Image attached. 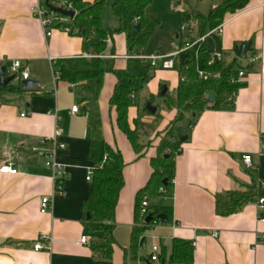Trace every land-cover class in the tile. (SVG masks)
Wrapping results in <instances>:
<instances>
[{"label": "crops", "instance_id": "obj_1", "mask_svg": "<svg viewBox=\"0 0 264 264\" xmlns=\"http://www.w3.org/2000/svg\"><path fill=\"white\" fill-rule=\"evenodd\" d=\"M82 1L92 4L95 0ZM110 1L113 4L115 0ZM222 2L152 0L144 17L150 20L169 15L183 23L180 15L185 14L187 18L192 13L206 15ZM35 4L36 0H0V68H5L4 77H9L10 63L18 60L28 67L29 79L37 83L33 89L22 90L11 81L8 85H18L20 90H0V167L11 162L18 172L16 175L0 173V264H96L98 261L91 246L102 234L85 225L83 211L91 195L95 168L88 158L89 142L94 135L88 113L93 112L98 117L102 140L120 152L124 164L123 186L114 212L116 245L111 258L113 264H122L123 249L130 245L134 227L137 193L146 186L153 172L151 159L156 157L163 131L175 119L177 110H169L158 127L145 128L146 122L153 126L156 123L147 118L138 122L141 102H135L139 92L134 95L127 117L130 128H137L140 134L139 143L143 148L136 153L117 128L115 109L109 105L116 83L113 73L107 71L104 75L97 98H92L79 84L60 80L53 84L56 61L85 57V54L77 36L54 31L46 38L40 23L32 16ZM105 7L102 25L108 32L104 23ZM196 30L195 25L193 32L186 35L181 29L176 32L178 45L194 40ZM247 43L250 51L246 57L257 55L260 61L247 69L244 86L236 92L233 105L202 112L192 128L186 115L185 133L178 125L184 119L177 123V134L180 138L186 137V141L175 157L173 198L162 199L163 204L159 203L160 198L149 199L150 205L172 206L171 221L156 223L145 232L144 250L142 247L138 258L149 257L154 245L159 247V254L164 250L168 257L173 239H180L193 245L192 264H264V248L254 247L256 236L264 233V223L257 221V196L231 215L218 216L215 212L217 195L248 190L256 194L264 192L256 190L258 183H264V0H249L244 9L227 14L221 34L208 38L205 45L209 54L222 53L226 64L243 65L245 59H238L234 49ZM140 55L152 56L145 55L144 50ZM131 56L126 51L124 34L109 38L103 55L108 70L111 67L124 70ZM178 69L176 61L173 70L154 71L148 82L152 104L155 103L153 93H157L162 99V108L166 109L163 97L170 96V92V97L175 95ZM163 88L166 93L161 96ZM74 105L79 107L76 114L71 113ZM55 129L61 132L57 142L64 145V149H57L55 153V160L65 166L63 196L52 195V172L45 166L52 146L40 144L52 137ZM244 155L251 156V169L243 164ZM89 172L92 175L87 181ZM43 197H52V210L45 215L39 212ZM41 236L50 238V242L42 241L43 246L50 243V250H34ZM81 237L87 238L85 245L80 244ZM127 264L135 263L128 261Z\"/></svg>", "mask_w": 264, "mask_h": 264}, {"label": "trees", "instance_id": "obj_2", "mask_svg": "<svg viewBox=\"0 0 264 264\" xmlns=\"http://www.w3.org/2000/svg\"><path fill=\"white\" fill-rule=\"evenodd\" d=\"M72 2L75 16L67 26L70 28V36L81 39L82 52L85 57L78 56L69 59L58 60L54 64V73L59 80L69 84H79L83 89L97 98L102 88L104 75L107 71L114 74L116 83L112 96L109 100L111 108L116 112L117 128L129 141L132 149L139 153L142 146L139 143L140 134L138 129H131L128 124V109L134 104L133 97L140 92L151 80V68L137 59H128L124 70H109L103 55L107 48L109 38L114 34L125 35L126 51L129 55H140L149 38L152 36L157 23L148 21L144 17L146 8L152 0H115L112 4V12L119 20V28L112 32H106L102 25V14L105 0H95L92 4L82 0H68ZM249 0H223L218 6L211 8L206 15L192 13L190 18L185 14L180 15L182 22L190 26L195 23L196 38L205 35L209 30L220 25L227 14H234L244 9ZM139 25L138 32L135 26ZM59 26V25H56ZM193 40L191 39L190 42ZM110 52L114 54V48ZM196 57L199 58L202 68L211 72H220L219 80H202L196 70ZM210 54L207 47L200 44L191 50L180 54L178 62L179 83L173 97L166 94L163 97L166 109H176L175 119L163 131L157 146V155L151 159L153 172L146 184L136 196L134 215V227L131 232L130 245L123 249V263L128 261L135 264L151 263L148 257L138 258L145 244V232L156 223L157 216L163 214L171 221L172 206L141 205L144 196L172 200L173 180L175 171V157L179 152L180 141L177 123L189 115V126L192 128L195 119L206 110H218L224 105H233V99L244 84H230L228 78L235 73V63L226 64L224 61L216 62L211 67H206ZM184 79L183 81L181 79ZM10 85V84H9ZM6 85L0 90H20L16 85ZM210 92L215 94L213 103H208L206 95ZM90 116V125L93 129V138L89 142L88 158L95 164L91 195L83 205L84 223L94 232H100L102 236L91 246L98 255L96 264H113L112 253L116 242L113 238L114 212L117 205L118 195L123 186V160L119 151L112 149L101 138L99 132L98 117L95 112ZM166 180V185L162 184ZM162 188L163 193L158 189ZM264 197V192L256 194L253 190L246 192H230L224 196L217 195L215 198V212L218 216H228L235 213L243 204L250 201L254 196ZM144 210V212L142 211ZM87 214L89 218L87 219ZM151 216V220L145 223V219ZM138 261V262H137ZM193 245L180 239H173L170 255L167 257L161 250L156 264H192ZM137 262V263H136ZM154 264V263H151Z\"/></svg>", "mask_w": 264, "mask_h": 264}, {"label": "built area", "instance_id": "obj_3", "mask_svg": "<svg viewBox=\"0 0 264 264\" xmlns=\"http://www.w3.org/2000/svg\"><path fill=\"white\" fill-rule=\"evenodd\" d=\"M54 9H58L64 12H73L72 9V2L68 0H36V4L32 7V16L38 20L41 25V28L44 32L46 38L50 37L54 31L62 32L66 35L70 34V28L67 24L70 22L71 19L75 16V12L73 17L63 16L60 13L56 12L55 10L49 9V7ZM59 25V26H56ZM195 23H192L189 28V32H193ZM222 23L215 27L214 29L209 30L205 35L195 38L192 42L187 41L184 42L182 45H173V51H171L168 55H152L149 57H144L142 55H133L131 59H137L142 63L148 65L151 70H173L175 67V62L178 61L179 56L181 53L191 50L193 47H199L200 44H204L206 40L212 36H219L221 34ZM181 30L183 31L184 28L182 27ZM223 55L222 53H213L210 54L209 59L206 62V67L213 66L216 62H222ZM241 61V60H237ZM260 61V57L257 55H251L246 57L244 60L243 65L235 64V73L231 74L228 78V82L230 84H244L245 79L247 76V69L254 64ZM196 70L198 77L204 81L209 79H216L219 80L221 78L220 72H211L207 71L206 69L202 68L201 62L198 57H196ZM7 75L12 77V81L17 83L18 85L21 84L22 81L29 80V70L27 66H23L20 61L15 60L12 61L8 67ZM59 80V76L57 74H53L52 82L55 84ZM184 80L183 78L181 79ZM70 87H74L71 85ZM207 98V95H206ZM79 107L74 105L71 109V113H78ZM24 114L21 115L23 117ZM60 130L55 129L54 134L50 138L43 139L40 144L45 145L49 143L52 146V150L47 154V161L45 166L51 170L52 172V183H53V192L52 195L63 196V187L62 182L66 175L65 166L59 164L55 160V153L57 149H64V145L57 142L58 137L60 136ZM262 148L264 150V136L262 137ZM35 150V149H33ZM242 162L247 169L252 168V159L250 155H244L242 157ZM0 173L2 174H11L16 175L18 172L15 168H13V164L11 162L4 163L0 167ZM92 173H88V177L86 178L87 181L90 180ZM256 190L258 192L264 190V183H258L256 185ZM159 193H163V189H158ZM149 203L148 197L144 196L142 198L141 205L145 208ZM256 207L258 210L257 221L258 223H264V197L258 196L256 199ZM52 210V197H43L40 200V207L39 212L42 215L50 213ZM144 212V210L142 209ZM47 240L50 242V238L41 236L38 241L34 244L33 248L35 251L40 250H50V243L47 246L42 245V241ZM87 243L86 237L80 238V244L85 245ZM254 247H263L264 248V233H259L254 242ZM159 256V247L154 245L151 249V253L149 255V261L151 263H157Z\"/></svg>", "mask_w": 264, "mask_h": 264}, {"label": "rangeland", "instance_id": "obj_4", "mask_svg": "<svg viewBox=\"0 0 264 264\" xmlns=\"http://www.w3.org/2000/svg\"><path fill=\"white\" fill-rule=\"evenodd\" d=\"M109 1V2H108ZM112 1L106 0L105 1V18L104 23L105 26L108 29V32H112L117 30L119 27L118 20L113 16L112 9H111ZM148 21H154L157 23V27L155 28L152 36L149 38L144 51L145 55H155L161 54V53H168L170 51H173V44L178 45L179 41L175 39V33L179 32V30L183 27L184 30L182 32L183 35H186L189 33V28L187 24H183L179 21L177 17L174 16H164V17H151ZM152 77L154 74V71L151 72ZM149 83L146 84V86L138 93L136 96L135 102H138L140 100V108H139V117L138 122H142L141 120L143 118L150 119L151 121L156 123V126L149 125V123H144L145 128L154 129L155 127H158V125L161 123V121L166 119V113L169 112L168 109L162 108V99L160 96L157 95V93L154 94V100L155 103L152 104L150 97V88ZM170 96L172 95L171 92L169 93ZM156 107L157 108V114L156 115H150L148 108L149 107ZM186 115L184 118V121L180 124L182 133H185L186 127L188 125V120H186ZM160 204H163L164 201L160 198L159 200ZM121 259H122V255ZM123 261V260H122Z\"/></svg>", "mask_w": 264, "mask_h": 264}, {"label": "water", "instance_id": "obj_5", "mask_svg": "<svg viewBox=\"0 0 264 264\" xmlns=\"http://www.w3.org/2000/svg\"><path fill=\"white\" fill-rule=\"evenodd\" d=\"M49 9L51 10H55L56 12L60 13L61 15L63 16H69V17H73L74 13L73 12H64V11H60L58 9H54L50 6H48ZM139 30V25H136L135 26V31L138 32ZM250 51V43H247V44H241L239 47L235 48L234 49V54L235 56L238 58V59H246V54ZM4 74H5V68H0V87H5L6 85H8L11 81H12V77H4ZM37 86V83L35 81H32V80H25V81H22L21 84H20V88L22 90H29V89H33ZM166 93V88H163L162 92L160 93L161 96H164ZM214 99H215V94L213 92H210L208 95H207V101L208 103H213L214 102ZM148 111L151 115H156L157 113V108L156 107H149L148 108ZM186 137H182L180 138V141H183ZM162 184L163 185H166V180L164 179L162 181ZM89 218V215L87 214V219ZM157 220L163 222V223H167L168 222V219L165 215L163 214H160L158 215L157 217ZM151 216H148L146 219H145V223H148L150 220H151ZM143 250H144V247H143ZM147 264H151V263H147ZM163 264V263H161Z\"/></svg>", "mask_w": 264, "mask_h": 264}]
</instances>
